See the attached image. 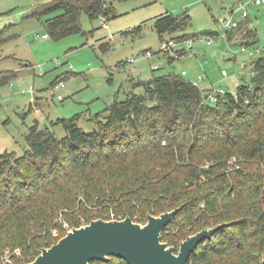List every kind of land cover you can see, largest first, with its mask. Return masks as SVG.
Instances as JSON below:
<instances>
[{"label": "trees", "instance_id": "obj_1", "mask_svg": "<svg viewBox=\"0 0 264 264\" xmlns=\"http://www.w3.org/2000/svg\"><path fill=\"white\" fill-rule=\"evenodd\" d=\"M112 12L105 0H53L31 16L43 19L45 34L57 41L81 33V14L93 20ZM189 26L186 13L153 22L160 41ZM246 35L255 42L252 32ZM198 36L218 34L175 41ZM251 67L249 83L213 104L209 90L169 72L131 80L125 99L110 104L101 120L95 116L93 132H83L75 116L57 121L66 132L58 139L35 121L21 156L0 154V256L19 249L8 264L32 262L67 233L63 224L78 228L111 213L144 224L148 215L177 209L160 238L175 252L180 240L229 224L199 244L188 264H264V58ZM15 77L0 72V88ZM232 157L238 168L227 171ZM90 264L127 263L111 257Z\"/></svg>", "mask_w": 264, "mask_h": 264}, {"label": "rangeland", "instance_id": "obj_2", "mask_svg": "<svg viewBox=\"0 0 264 264\" xmlns=\"http://www.w3.org/2000/svg\"><path fill=\"white\" fill-rule=\"evenodd\" d=\"M51 1L0 0V15L20 10L27 16L0 32V72L16 75L0 88V154L21 156L27 149L24 135L35 121L58 139L66 132L57 121L75 116L83 132H93L95 116L101 120L110 104L123 101L131 80L146 82L152 75L185 72L184 79L194 84L233 93L237 86L249 83L252 62L264 58V0H258L260 5H254L255 0H105L112 14L93 20L81 14V33L57 41L45 34L43 19L28 16ZM238 2L245 4L247 18L226 37L216 20ZM166 13H186L190 26L183 34L163 35L165 41L203 32L218 37H213L209 46L205 42L208 36L196 37L193 56L169 65L158 53L160 40L153 28L154 20ZM138 27L140 33L133 34ZM246 32L255 35V42ZM44 35L46 38H41ZM104 44L107 50L101 48ZM145 52H151L152 57L143 59ZM131 59L136 61L129 63ZM198 77H203L202 81L198 82ZM57 81L63 88L53 89Z\"/></svg>", "mask_w": 264, "mask_h": 264}, {"label": "water", "instance_id": "obj_3", "mask_svg": "<svg viewBox=\"0 0 264 264\" xmlns=\"http://www.w3.org/2000/svg\"><path fill=\"white\" fill-rule=\"evenodd\" d=\"M25 15L26 11L20 10L0 15V32L15 25ZM177 212L174 209L158 216L148 215L144 224L135 223L130 217L115 221L93 220L87 225L71 228L27 264H90L105 262L111 257L127 264H188L189 256L199 244L229 226L220 224L203 229L181 241L175 252V247L161 242L160 238Z\"/></svg>", "mask_w": 264, "mask_h": 264}, {"label": "built area", "instance_id": "obj_4", "mask_svg": "<svg viewBox=\"0 0 264 264\" xmlns=\"http://www.w3.org/2000/svg\"><path fill=\"white\" fill-rule=\"evenodd\" d=\"M260 3L261 2L258 0L254 1V5H260ZM225 12L226 13L224 14V16L222 18L218 19L216 22L221 26V28H222L225 36H226L227 33L232 32L238 28V26L241 24V21L243 22L247 18V13L245 10V4H243L241 2L233 4ZM236 15L239 17V20H234V16H236ZM41 38L45 39L46 36L44 35ZM211 39L212 38H208L207 40H205L207 46L211 45V43H212ZM193 41H194V39H190V40H186V41H180V42L175 41V40L160 41L158 53L160 55L165 56L168 60H178L184 56L191 57V56H193V53H191ZM244 50L245 49L241 48V51H244ZM255 51L258 52L257 50H255ZM152 55L153 54L151 52H145L142 55V58L143 59H150L152 57ZM135 61H136V59H131L129 61V63L133 64ZM155 69H156V67L153 66L152 70H155ZM181 75L184 76L185 72H182ZM221 75L225 76L224 73H222ZM52 87H53V89L63 88V85L61 82H58ZM200 90H202V89H200ZM223 93H224V91L211 87L209 89V92L207 93L206 101L213 104L217 101V95L223 94ZM57 99H60V97L58 96ZM162 144H165V142L163 141ZM237 163H238V159L236 157H232L229 160H227V162H226L227 171L237 169L238 168ZM205 167H208V164H205ZM108 219L111 221L123 220L120 216H115L113 213H111L109 215ZM82 223H83V221H82ZM82 226H84V225H82ZM178 226H179V223H175L174 226L168 227V232L170 234L175 233L178 229ZM63 228L66 229L67 231L70 230L66 224H63ZM53 235H56V233L53 232ZM178 239H179V237H176L174 239V242L178 241ZM181 241H183V240H180V242ZM20 256H21V251L19 249H16L13 251L5 250L3 252V255L0 257V264H8L13 257L19 258Z\"/></svg>", "mask_w": 264, "mask_h": 264}, {"label": "crops", "instance_id": "obj_5", "mask_svg": "<svg viewBox=\"0 0 264 264\" xmlns=\"http://www.w3.org/2000/svg\"><path fill=\"white\" fill-rule=\"evenodd\" d=\"M222 1H224V0H222ZM226 11H227V10H226ZM216 21H217V20H216ZM208 38H212V37H208ZM167 63H168V59H167ZM172 64H173V63H172ZM156 69H157V68H156ZM202 79H203V77H198V78H197V81L200 82V81H202ZM195 84H197V83H195ZM198 87H199L200 89L204 90V91L210 89V88H207V87L205 86L204 83L201 84L200 86L198 85Z\"/></svg>", "mask_w": 264, "mask_h": 264}]
</instances>
